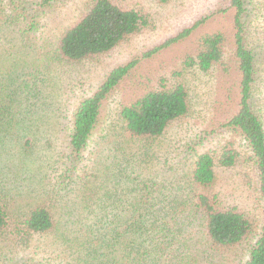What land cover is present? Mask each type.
<instances>
[{"label": "trees", "instance_id": "1", "mask_svg": "<svg viewBox=\"0 0 264 264\" xmlns=\"http://www.w3.org/2000/svg\"><path fill=\"white\" fill-rule=\"evenodd\" d=\"M20 1L0 0V53L5 51L12 61L5 81L0 74V242L8 244L0 243V251L26 252L36 239L49 236L57 259L68 255V264H214L222 261L219 255L224 251L251 242L246 264H264V114L257 109L264 87L255 33L248 29L253 10L247 1L225 0L218 10L232 15L229 39L223 32L203 35L198 53L184 59L182 71L162 78L155 89L123 105L118 113L122 135L128 140L156 144L190 112L185 73L206 74L219 64L225 71L233 67L238 105L220 130L236 135L239 146L225 143L213 153L195 152L184 166H170L164 158L165 168L160 163L154 174L140 168V157L124 156L115 166L113 158L103 175L97 174V168L110 161L107 150L125 153L124 143L118 147L106 134L95 152H89V147L104 103L138 59L112 70L92 96L77 101L68 116L55 110L39 115L37 109V116L46 120L42 130L26 120L32 113L23 95L27 100L34 97L33 91L39 95L38 81L42 76L41 81L47 80L45 72H51L52 66L96 59L151 29L150 15L127 0H89L79 20L44 52L34 35L40 29V15L56 0H35L30 9ZM210 17L195 21L145 57L190 38ZM229 45L231 65L225 63ZM29 75L35 79L32 86L26 80ZM19 124L25 127L15 136ZM36 133L41 137L36 138ZM146 153L144 164L154 156L161 159L149 148ZM237 166L250 168L256 177L257 219L220 199L218 170ZM92 177L85 194L78 189L80 199H68L70 185Z\"/></svg>", "mask_w": 264, "mask_h": 264}, {"label": "rangeland", "instance_id": "2", "mask_svg": "<svg viewBox=\"0 0 264 264\" xmlns=\"http://www.w3.org/2000/svg\"><path fill=\"white\" fill-rule=\"evenodd\" d=\"M33 1L35 0H21L20 2L23 4L22 6L30 9L31 4L29 3ZM88 1L56 0L43 11L39 19L40 29L34 35L43 46L41 51L45 46L55 42L64 29L79 20ZM246 1L249 4V9L253 10L250 19L251 25L248 29L251 34L255 33L252 35L260 56V70L264 87V0ZM126 2L150 15L152 28L132 37L104 56L79 64L52 66L51 72L44 71L49 76L46 81H41L43 76L40 77V81H38L40 94L37 95L33 91L34 97L29 100L26 95H23L25 97L24 104L31 107L30 112L32 113L31 117L27 115L26 120L32 121L31 125H36L35 130L46 128L43 123L46 120L37 116V109L39 115L43 111L55 110L58 114L68 116L77 101L83 96H92L112 70L138 59V65L104 103L100 122L89 147V152L93 150L95 152V146L100 144L107 134L111 140L116 141L118 147L120 143H124L122 149H125V153L115 151L114 155V149L107 150L112 156L107 158L110 161L105 162L104 167L98 166V175H103L106 172V166L113 158H116L113 163L115 166L124 156L131 160L140 157L143 160L140 168L144 172L150 171L154 174L155 170L161 167L160 163L165 168V159L168 160L170 166H178L176 163H180L179 166H184V163L192 161L196 153L216 152L225 143L239 146L241 142L236 135L230 131L220 130L221 125L236 111L239 99L236 70L231 67L229 71H225L220 64L215 65L206 74L197 71L185 73V83L191 100L190 112L184 119L172 124L165 136L156 144L151 143L148 146L146 143H135L128 140L124 134L122 135L123 130L118 113L123 105L155 89L162 78L169 79L174 72L182 71L184 59L198 53V41L203 35L223 32L228 39L232 35L231 13L227 15L218 13L225 0H172L167 4H161L157 0H127ZM207 16H211L210 19L190 38L170 45L150 57H145L155 47L176 36L195 21ZM16 43L20 45L21 42L16 40ZM225 50V63L231 65L230 45L229 49L225 48ZM4 52L0 53V57H2L0 58V74L3 75L2 78L5 81L12 61L8 54H3ZM28 59L31 62L32 57ZM34 62L36 63V60ZM26 80L29 82V86H32V80L35 79L29 75V77L26 76ZM25 86L26 84L23 83L22 89H25ZM17 95L18 93L14 97L17 98ZM258 100L260 106L257 109L261 108L264 114V89L261 90ZM18 105H21L19 101ZM16 127L17 129L13 131L15 136L25 125L19 124ZM55 135L58 136L57 133ZM37 137H41V134L36 133ZM55 144L58 146L59 141H55ZM147 148L156 152V155L160 154L161 161L157 159V156H154V159L147 160L149 164H144ZM170 152L171 155H168ZM89 162L92 163V161ZM217 180V188L221 192L220 199L227 207L235 206L256 219L259 217L260 203L256 190V177L250 168L237 166L230 170H218ZM93 182L94 177L77 181L73 185L68 184L70 185L68 199H80L77 195L78 189H81L85 194L83 189L88 184L92 185ZM74 228L75 226H72V229ZM38 239L34 241L31 250L26 252L9 248L5 252L0 251V264H68V255L57 259L52 244L53 238L48 236ZM0 243L2 246H8L7 243ZM250 244L253 243L248 242L234 250L224 251L219 255L222 261L218 259L219 263L214 264H246Z\"/></svg>", "mask_w": 264, "mask_h": 264}]
</instances>
